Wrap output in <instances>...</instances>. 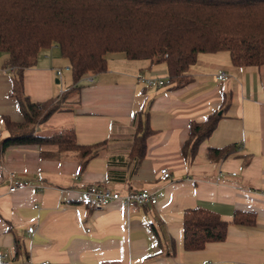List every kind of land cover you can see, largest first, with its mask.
Instances as JSON below:
<instances>
[{
	"label": "crops",
	"instance_id": "0c3cea01",
	"mask_svg": "<svg viewBox=\"0 0 264 264\" xmlns=\"http://www.w3.org/2000/svg\"><path fill=\"white\" fill-rule=\"evenodd\" d=\"M6 58L0 54V252L12 264H264V64L237 67L228 52L201 53L188 82L176 88L164 62L108 54L107 71L86 75L78 94L36 130L50 136L73 128L78 144H102L81 171L76 152L59 153L54 145L2 149L6 119L23 121L10 95ZM221 73L227 80L217 79ZM142 77L166 85L148 88ZM72 86L70 63L57 45L40 52L24 73L33 102L58 98ZM216 113L214 131L192 153L186 146L191 123ZM145 118L151 132L137 163L131 150ZM213 149L230 153L220 157ZM162 168L171 173L166 182L159 179ZM11 174L25 185L14 194ZM91 185L166 196L156 206L127 209L112 201L94 211L83 202ZM196 207L229 226L224 241L187 251L184 213ZM236 212L255 214V224L232 223Z\"/></svg>",
	"mask_w": 264,
	"mask_h": 264
},
{
	"label": "trees",
	"instance_id": "16d2710c",
	"mask_svg": "<svg viewBox=\"0 0 264 264\" xmlns=\"http://www.w3.org/2000/svg\"><path fill=\"white\" fill-rule=\"evenodd\" d=\"M57 45L73 76L71 89L58 98L33 102L24 89V73L40 52ZM228 52L234 66L264 64V0H0V54L11 75L10 95L18 102L22 122L6 119L9 135L2 149L23 145H54L59 153L76 152L83 171L98 156L99 145L77 143L73 128L50 136L36 130L78 94L82 79L107 71V55L122 53L129 60L157 59L176 88L201 53ZM219 115L191 123L186 146L195 153L215 129ZM147 118L139 122L131 156L139 163L146 154L151 130ZM225 157L230 152L211 150ZM256 216L236 212V225L252 226ZM229 223L209 210L187 209L183 218L184 248L198 251L226 239ZM20 254L17 247L16 255ZM113 264V263H104Z\"/></svg>",
	"mask_w": 264,
	"mask_h": 264
},
{
	"label": "built area",
	"instance_id": "2783aa9c",
	"mask_svg": "<svg viewBox=\"0 0 264 264\" xmlns=\"http://www.w3.org/2000/svg\"><path fill=\"white\" fill-rule=\"evenodd\" d=\"M56 74L58 76H61V70H58ZM217 79L219 81H225L227 80V75L225 73H221L220 75H218ZM142 81L148 88L166 85V82L157 80L155 78L145 79L142 77ZM170 177L171 173L169 169L162 168L160 170V181L166 182L170 179ZM24 187L25 185L21 181L16 179L13 174L10 175V186L8 189L10 194H14ZM165 196V192H157L149 188H144L139 191H134L122 195L121 193L113 191L109 188H102L97 185H91L84 192L83 202L94 211H101L106 209L112 201H120L124 207H126L127 209H131L135 207L156 206L159 201ZM33 229V227H30L28 231L32 233ZM0 264H12L11 260H9L3 252H0ZM26 264L35 263L32 260H29ZM42 264L46 263L44 262Z\"/></svg>",
	"mask_w": 264,
	"mask_h": 264
},
{
	"label": "rangeland",
	"instance_id": "374dc122",
	"mask_svg": "<svg viewBox=\"0 0 264 264\" xmlns=\"http://www.w3.org/2000/svg\"><path fill=\"white\" fill-rule=\"evenodd\" d=\"M89 74H91V73H89ZM66 106H67V104H66ZM66 106H65V107H66ZM65 107H64V108H65Z\"/></svg>",
	"mask_w": 264,
	"mask_h": 264
}]
</instances>
